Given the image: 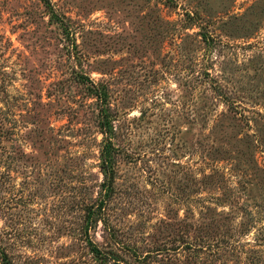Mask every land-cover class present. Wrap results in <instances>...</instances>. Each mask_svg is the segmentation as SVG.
Returning <instances> with one entry per match:
<instances>
[{
    "label": "rangeland",
    "instance_id": "1",
    "mask_svg": "<svg viewBox=\"0 0 264 264\" xmlns=\"http://www.w3.org/2000/svg\"><path fill=\"white\" fill-rule=\"evenodd\" d=\"M1 248L264 264V0H0Z\"/></svg>",
    "mask_w": 264,
    "mask_h": 264
},
{
    "label": "trees",
    "instance_id": "2",
    "mask_svg": "<svg viewBox=\"0 0 264 264\" xmlns=\"http://www.w3.org/2000/svg\"><path fill=\"white\" fill-rule=\"evenodd\" d=\"M101 124L103 126V132L106 135V139L104 141V144L101 148V154H102V167H103V173L105 179L112 175V161H111V155H110V128L109 120L106 112L101 113ZM105 185V180L103 182ZM96 247V246H95ZM98 251V248H94ZM0 260L1 264H13L11 258L8 256L7 252H5L2 248L0 249Z\"/></svg>",
    "mask_w": 264,
    "mask_h": 264
}]
</instances>
